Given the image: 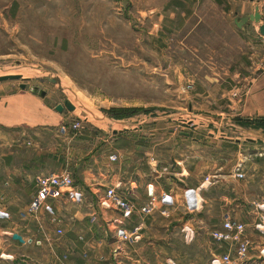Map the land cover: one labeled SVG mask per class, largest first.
<instances>
[{"label":"rangeland","instance_id":"374dc122","mask_svg":"<svg viewBox=\"0 0 264 264\" xmlns=\"http://www.w3.org/2000/svg\"><path fill=\"white\" fill-rule=\"evenodd\" d=\"M254 2L0 0V75L20 76L0 81V100L37 86L51 109L64 99L72 102V111H61L62 120H75L79 132L89 135L88 153L78 161L93 175L90 183L108 181L104 155L122 146L138 144L140 155L152 147L153 159L163 162L153 160L154 169L166 168L154 180L169 187H162L167 196L149 214H139L140 222L151 217L153 224L147 230L134 225L122 243L115 227L107 230L114 246L129 247L130 259L119 264H224L218 258L226 245L209 236L224 220L243 222L250 247L264 241V144L219 140L235 137V124L264 132V121L232 118L240 114L247 84L264 71V35L253 22L239 28L233 23ZM256 2L264 16V0ZM216 122L224 133L209 138ZM195 140L198 151L222 166L214 185L203 180L208 168L202 156L195 181L178 174L177 154ZM236 165L242 178H226ZM72 178L73 190L79 188L80 173L73 170ZM101 205L111 211L107 202ZM245 258L229 264H245ZM249 264L264 262L254 258Z\"/></svg>","mask_w":264,"mask_h":264},{"label":"crops","instance_id":"0c3cea01","mask_svg":"<svg viewBox=\"0 0 264 264\" xmlns=\"http://www.w3.org/2000/svg\"><path fill=\"white\" fill-rule=\"evenodd\" d=\"M254 4L258 5V2L255 0L252 5ZM253 6L246 13L251 12ZM258 12V24L264 23L260 8ZM258 24L254 27L256 31ZM242 96L240 114L232 118L238 121L264 119V71L247 84ZM53 106L52 109L49 108L39 96L26 91L5 95L0 100V264L124 263L127 258L130 259L129 247L114 246L107 237V230L110 231V226H113V219H122V226L126 229L140 224L141 229L147 230L153 224L149 220L151 217H145L144 221L140 222L137 207L146 199V184H152L156 193L162 191V187L164 190L169 188L160 187L157 180H154L160 176L161 167L155 166L154 169L151 162L162 161L153 159L152 147L144 148L145 152L141 155L138 154L141 147L138 144L113 148L104 155H117L114 162L106 159L107 167L110 165L109 169H106L108 181L105 183L101 179V182L97 180L96 183H90V180L93 181V175L88 173L87 165L78 161L88 153L89 135L80 133L79 130L75 133L69 130L58 133V125L65 123L62 120L65 114L55 111ZM220 119L215 117V121ZM217 122L216 125H211L215 129L207 131L209 138L224 133L219 131L224 127ZM232 130L236 132L235 137L222 136L219 140L254 143L257 139L264 144V132L259 128L235 124L232 125ZM110 131L112 134L116 133ZM187 134L183 133V136ZM103 141H106L105 136ZM197 142L198 140H195L177 154V162H174L180 168L178 174L188 175L187 179L195 181L201 175L202 156L206 159L203 167L208 168L202 176L209 175V185H214L220 181L217 176L220 177L218 172L222 166H216V159L208 153H203V149L198 151ZM234 168L235 166L224 176L235 178ZM73 170L79 172L83 179L79 188L59 191L57 195L49 197L35 215L26 212L37 177L62 171L73 175ZM240 171L242 172L241 169ZM150 172L156 173L155 178L148 176L147 173ZM164 179L165 181L163 178L160 181L168 185L166 178ZM108 186H116L120 195L126 197L134 206L129 217L122 218L113 208L112 212L106 213L99 207L104 188ZM171 189L170 187L169 191ZM57 227L62 230L60 236L55 234ZM177 227L179 228V224ZM141 240L146 239L141 237ZM141 240L138 245L142 243ZM252 247H248L245 264H249L254 258L264 262V252H259L264 247V241Z\"/></svg>","mask_w":264,"mask_h":264},{"label":"built area","instance_id":"2783aa9c","mask_svg":"<svg viewBox=\"0 0 264 264\" xmlns=\"http://www.w3.org/2000/svg\"><path fill=\"white\" fill-rule=\"evenodd\" d=\"M79 129L78 123L74 120H70L68 123H62L58 125V133H65L66 130L77 132ZM108 161H116L117 155L110 153L107 155ZM163 171L166 168H162ZM233 176L236 179H240L243 173L240 171L239 166H235L233 170ZM205 183H211V177L205 175L203 177ZM72 173L67 171L49 173L37 177L34 183V191L30 197V200L26 206V212L30 215H35L38 210L43 206L46 199L53 197L59 193V191H70L73 189ZM145 201L137 207L139 214H149L154 208V203L157 199L163 200L167 193L160 191L156 193L152 184H146L145 186ZM103 201L110 205V208L116 209L122 218L129 217L134 209V206L127 200L126 197L120 195L116 186H108L104 188L103 194L99 200L100 205ZM102 202V203H101ZM102 206V205H101ZM115 232L118 234V240L126 242L130 238L131 232L135 231L138 227L134 226L132 229H126L122 226V219H113L111 221ZM55 234L60 236L62 230L57 227ZM210 238L216 243H224L226 250L219 255L221 263L229 264L230 262H241L246 256L249 240L244 234L243 224L237 221L224 220L220 223L219 227L213 228L209 232ZM260 253L264 252V247L259 250Z\"/></svg>","mask_w":264,"mask_h":264},{"label":"water","instance_id":"95a60500","mask_svg":"<svg viewBox=\"0 0 264 264\" xmlns=\"http://www.w3.org/2000/svg\"><path fill=\"white\" fill-rule=\"evenodd\" d=\"M259 21H260V14L258 12V7L256 4H254L253 10L251 12L246 13V14H241L233 18V23L237 28L241 27L247 22H253L255 24H258ZM257 31L260 35H264V23L257 25ZM17 78H20V76L17 74L0 75V81L6 80V79H17ZM43 79L49 82L50 84L58 83L57 77H46L45 76L43 77ZM19 87L24 88V84L22 83L19 84ZM29 90L31 93L37 94L40 97H43L45 95V91L37 86H31ZM63 108H65L68 111H72L74 107L67 99H64L62 101V104L57 103L53 106V109L57 112H61Z\"/></svg>","mask_w":264,"mask_h":264},{"label":"trees","instance_id":"16d2710c","mask_svg":"<svg viewBox=\"0 0 264 264\" xmlns=\"http://www.w3.org/2000/svg\"><path fill=\"white\" fill-rule=\"evenodd\" d=\"M259 121H264V119H258ZM243 124L249 123L250 121H242Z\"/></svg>","mask_w":264,"mask_h":264},{"label":"bare ground","instance_id":"6f19581e","mask_svg":"<svg viewBox=\"0 0 264 264\" xmlns=\"http://www.w3.org/2000/svg\"><path fill=\"white\" fill-rule=\"evenodd\" d=\"M59 85H60V82H59ZM72 104V102H70Z\"/></svg>","mask_w":264,"mask_h":264}]
</instances>
